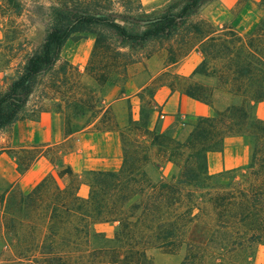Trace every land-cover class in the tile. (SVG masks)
Instances as JSON below:
<instances>
[{"label": "trees", "instance_id": "1", "mask_svg": "<svg viewBox=\"0 0 264 264\" xmlns=\"http://www.w3.org/2000/svg\"><path fill=\"white\" fill-rule=\"evenodd\" d=\"M4 1L13 11L22 9L20 1ZM49 1L56 24L0 94V128L17 119L34 79L53 66L72 34L99 28L123 42L165 38L201 0H186L178 13L149 20L141 32L115 21L113 0ZM259 3L264 7V0ZM212 33L203 37L201 62L190 76L201 75V83L182 90L211 114L162 130L150 125L155 104L144 118L134 119L127 103L124 122L103 130L119 137L116 170L79 174L58 156L34 185L9 183L4 213L16 252L33 249L44 264H152L150 250L181 253L177 264H254L257 246H264V117L255 113L264 101V16L246 34L230 27ZM99 43L91 56L106 59ZM111 66L101 64V77ZM92 124L76 125L64 114L58 134L64 142ZM228 136L244 139L249 161L211 174L206 155L222 151ZM35 148L42 146L19 151L18 174L45 158ZM162 160L172 164L170 175L153 179L149 169L158 170ZM81 185L88 188L86 196L78 193Z\"/></svg>", "mask_w": 264, "mask_h": 264}, {"label": "rangeland", "instance_id": "2", "mask_svg": "<svg viewBox=\"0 0 264 264\" xmlns=\"http://www.w3.org/2000/svg\"><path fill=\"white\" fill-rule=\"evenodd\" d=\"M17 1H20L22 9L13 11L4 0H0V94L7 90L11 80L21 72L26 58L39 48L48 30L56 24L51 1ZM185 2L113 0L111 13L115 21L129 31L141 32L149 20L165 12L178 13ZM259 2L201 0L165 38L123 42L105 30L92 28L89 32L74 33L66 40L53 66L34 79L32 91L17 119L0 128V197L4 195V201H0V264H44L37 251L24 249L16 252L11 243L4 213L8 194L5 190L9 183L14 182L22 189L35 184L50 172L52 162L58 156L79 174L85 167L101 162L102 158L111 159L116 141L119 145V137L112 133L115 139H102L101 133L108 124L124 122L128 115L127 103L134 119L144 118L155 104L153 95L159 87L166 86L171 91L182 93L193 82L201 83V75L190 76L201 62L203 37L210 32L219 33L222 27H230L240 34L249 33L264 16V7ZM98 39L99 51L107 56L106 59L91 56ZM110 62L113 66L107 77H101L98 68ZM111 86L119 87L124 93L114 103ZM42 111L51 113V128L56 126V133L66 114L76 125L92 121L87 131L93 134H88L82 144L73 137L63 142L62 136L56 134L58 143L35 148V151H45V158L14 181L15 158L21 155L19 151L22 148H9L13 145L12 133L22 131L18 127L20 122L37 121ZM177 120L194 119L177 116L170 126ZM156 125L161 128V119L158 118ZM33 145L38 147L39 144ZM171 170L172 164L162 160L161 167L158 170L150 168L149 173L157 179L159 175L168 177ZM87 192L88 188L81 185L79 195L86 196ZM100 228L107 233L111 230L109 225ZM147 254L152 264H177L181 253L172 256L160 250H150Z\"/></svg>", "mask_w": 264, "mask_h": 264}, {"label": "crops", "instance_id": "3", "mask_svg": "<svg viewBox=\"0 0 264 264\" xmlns=\"http://www.w3.org/2000/svg\"><path fill=\"white\" fill-rule=\"evenodd\" d=\"M111 90V99L113 103L120 100V95L124 94L117 86H111ZM153 102L155 103L156 109L150 115V125L151 127L154 126L159 118L161 119L162 130L168 128L177 116L181 118L195 119L197 117H205L211 114V109L206 104L190 99L178 91H171L166 86H161L155 91ZM255 110L257 116L263 118L264 101L258 103ZM51 116V113L48 111H42L40 112L37 121L34 122L32 120H27L20 122L18 127L22 129V131L18 134L14 132L12 133L11 144L13 145L9 148H16L19 146L22 149H30L35 147V145H33L35 143L43 147L58 143L57 141L59 140L56 136L58 133L51 128ZM87 128L74 133L66 139L73 137L77 143L82 144L88 134H93L92 131H87ZM101 134L102 139H115L114 134L112 133L103 132ZM41 160L42 157L33 163L28 170L36 164H39ZM206 160L207 171L211 174L232 168L243 167L249 161V150L243 138L238 136H228L223 141L222 151L207 153ZM119 165L120 146L116 141L111 159L108 160L107 158H102L101 162L98 161L97 164L92 167H85L86 169L84 170H116ZM15 168L16 165L13 167V172L15 174L14 181L20 179L28 172V170H26L22 174H18ZM253 262L254 264H264V246H257Z\"/></svg>", "mask_w": 264, "mask_h": 264}]
</instances>
